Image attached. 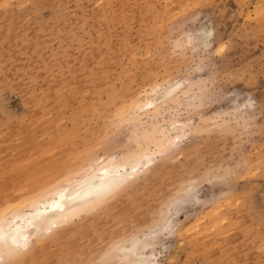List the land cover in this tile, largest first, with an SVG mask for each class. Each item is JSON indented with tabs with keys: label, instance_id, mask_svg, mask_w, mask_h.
Segmentation results:
<instances>
[{
	"label": "rangeland",
	"instance_id": "374dc122",
	"mask_svg": "<svg viewBox=\"0 0 264 264\" xmlns=\"http://www.w3.org/2000/svg\"><path fill=\"white\" fill-rule=\"evenodd\" d=\"M205 33L207 49L196 43ZM178 82L156 115L142 109L117 126L122 109L156 100L155 85ZM185 91L207 100L185 104L178 120L190 119L191 134L178 153L103 208L43 235L19 264L99 260L208 170L215 182L181 207L176 234L148 257L264 264V0H0V212L83 175L97 155L123 156L157 116L171 129Z\"/></svg>",
	"mask_w": 264,
	"mask_h": 264
},
{
	"label": "snow or ice",
	"instance_id": "6c2138e0",
	"mask_svg": "<svg viewBox=\"0 0 264 264\" xmlns=\"http://www.w3.org/2000/svg\"><path fill=\"white\" fill-rule=\"evenodd\" d=\"M201 35L204 38L196 43L207 49L209 46L208 37L211 36V33ZM188 43L193 47L196 46L191 37H189ZM223 50V48L219 49L221 52ZM197 70H202V67ZM182 87L179 82L175 88L162 87L157 84L152 88V94L156 102L160 104L168 97H172L173 93L178 94L177 90ZM184 95L187 100L178 101V107L172 110L174 119L171 130L159 131L154 127L142 132L138 131L134 148L125 151L120 164H116L113 159L110 162L112 166L109 167L106 164L107 158H102L101 155H97L94 160L89 162L90 168L86 171L95 172L97 166H100L103 168V177L98 184L93 181L89 185L83 204L76 203V197L71 195L72 192L80 194L83 191V185L80 181H73L71 175H67L62 179L57 178L53 184L30 196L26 201L14 205L13 208L15 209L31 208L35 210L32 213V219L29 220V225L36 230V236L16 226L13 219V217L19 219L16 211L9 210L10 215L7 216L4 212H0V264H19V259L30 251L33 243L43 238L39 232L40 225L47 224L46 232L53 234V230L59 227L56 220L53 219L54 217L67 223L70 217L65 215L66 210L91 213L103 208L110 201L115 200L126 188L146 175L152 165L157 162V159L163 161L177 154L181 142L191 134V130L188 128L189 118L186 117L187 122L183 124L176 122L181 116L185 104H188L189 107H201L206 104L207 100L204 95L193 98L187 91ZM194 99L195 103H193ZM148 107H153V105ZM243 107L248 109L250 103H245ZM141 111L142 108L140 107L131 111L127 108L122 109L123 115L120 113L117 115V126L125 122L130 123L134 116ZM236 111L242 112L239 106H237ZM165 114H168L167 110H165ZM242 118L245 127H247L250 123L249 114L243 112ZM158 119L159 116L156 117V120ZM130 143H132L131 140ZM103 147L105 145L101 143L99 148ZM214 176V170H208L198 178L189 180L186 185H182L181 189L162 206L161 210L153 214L149 226L136 228L135 224H132V231H126L119 241L112 242L99 260L81 258L75 262H62V264H161L156 259L155 254L147 257V250L152 249L155 253L157 247L162 246L164 241L176 234L179 226L175 218L181 207L190 200H196L201 185L214 183ZM216 179H223V177H216ZM69 200L72 203H69ZM6 221L7 227H5Z\"/></svg>",
	"mask_w": 264,
	"mask_h": 264
},
{
	"label": "bare ground",
	"instance_id": "6f19581e",
	"mask_svg": "<svg viewBox=\"0 0 264 264\" xmlns=\"http://www.w3.org/2000/svg\"><path fill=\"white\" fill-rule=\"evenodd\" d=\"M171 88H175V85L171 86ZM177 93H173V96L172 97H168L169 99H175L177 98ZM167 101V100H166ZM134 104L136 105V107H140L142 109H145V113H147L149 116L151 115L152 117L154 115H156L158 112H159V109H160V106L161 104H158L156 102V100H147L144 104L140 103L139 101H135ZM149 105H153V107H148ZM146 114V115H147ZM135 120V119H134ZM177 123H185V122H182L181 120H177L176 121ZM173 123V121H172ZM172 123H171V126H172ZM156 128L157 130L159 131H163L164 129H169L171 130L170 128H166L159 120H153V122L151 123V128ZM188 128H189V125H188ZM146 130V129H145ZM123 156H109V157H106V164L107 166L111 167L112 164L110 163L111 161H113V159L115 160V163L116 164H120L122 162V158ZM154 165V164H153ZM152 165V166H153ZM90 168V164L89 165H86L85 168L83 169V175L81 174V172H79V170L77 171H73L70 173V175L72 176L73 178V181H80V183L83 185V191L80 193V194H77L76 192H72L71 195L72 196H75L76 197V203L78 204H83L84 203V196H85V193L89 187V185L94 181L95 183H99L100 182V179L103 177V168L100 167V166H97L96 168V171L95 172H88L86 171V169H89ZM74 170V169H73ZM79 174V175H77ZM52 182H49V185H51ZM46 184V183H45ZM47 186V187H48ZM44 188V187H43ZM46 188V187H45ZM33 192V191H32ZM32 196V194H31ZM29 197H23V200L22 201H26ZM22 199V198H20ZM21 200H19V203L17 202L15 205L17 204H20L22 202ZM69 203H72L71 200H69ZM14 206V205H13ZM13 206H9L7 209H5L4 212L7 215H10V211H16L18 216H19V219H16L15 217H13V219L15 220V224L16 226L18 227H21L22 229H25L28 233H31L33 236L35 235L36 236V230L33 229L32 227H30L29 225V220L32 219V213L35 211L34 209H31V208H28L29 209V212H24L22 209H15L13 208ZM11 208V209H10ZM98 211V210H97ZM85 214H88V212H75V211H67L65 212V215L69 216L70 219L67 223H69L70 221H73L79 217H81L82 215L84 216ZM90 218V217H89ZM56 220V222L58 223L59 227L55 228L53 230V232L56 230V229H59L61 227H63L64 225H66L67 223H65L63 220L61 219H57V218H53ZM91 219V218H90ZM89 219V220H90ZM94 220V219H93ZM92 222V221H91ZM49 223H52V221H49ZM5 227H7V221L5 223ZM48 227L47 224H44V225H40L39 226V232L42 233V235H46L48 234L46 232V228ZM66 231V230H65ZM54 237V236H53ZM52 237V238H53ZM56 237V236H55ZM48 239V238H46ZM41 239L37 240V242H40ZM35 244V242L33 243V245ZM32 245L30 251L34 248V246ZM29 251V252H30ZM28 252V253H29ZM146 256L148 257V252H146Z\"/></svg>",
	"mask_w": 264,
	"mask_h": 264
}]
</instances>
